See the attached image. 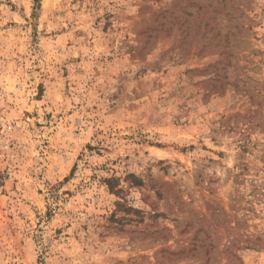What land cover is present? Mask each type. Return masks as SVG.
<instances>
[{"label": "rangeland", "instance_id": "1", "mask_svg": "<svg viewBox=\"0 0 264 264\" xmlns=\"http://www.w3.org/2000/svg\"><path fill=\"white\" fill-rule=\"evenodd\" d=\"M0 264H264V0H0Z\"/></svg>", "mask_w": 264, "mask_h": 264}, {"label": "trees", "instance_id": "2", "mask_svg": "<svg viewBox=\"0 0 264 264\" xmlns=\"http://www.w3.org/2000/svg\"><path fill=\"white\" fill-rule=\"evenodd\" d=\"M35 3H38V0H35Z\"/></svg>", "mask_w": 264, "mask_h": 264}]
</instances>
